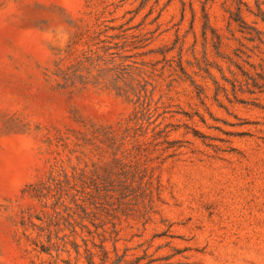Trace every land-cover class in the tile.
Instances as JSON below:
<instances>
[{
    "label": "rangeland",
    "instance_id": "rangeland-1",
    "mask_svg": "<svg viewBox=\"0 0 264 264\" xmlns=\"http://www.w3.org/2000/svg\"><path fill=\"white\" fill-rule=\"evenodd\" d=\"M0 264H264V0H0Z\"/></svg>",
    "mask_w": 264,
    "mask_h": 264
}]
</instances>
